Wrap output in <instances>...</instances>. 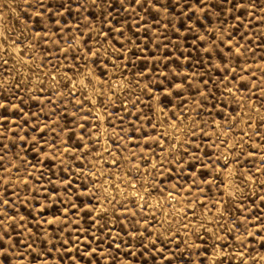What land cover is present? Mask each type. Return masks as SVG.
I'll list each match as a JSON object with an SVG mask.
<instances>
[{
	"label": "rangeland",
	"instance_id": "1",
	"mask_svg": "<svg viewBox=\"0 0 264 264\" xmlns=\"http://www.w3.org/2000/svg\"><path fill=\"white\" fill-rule=\"evenodd\" d=\"M0 102L4 264H264V0H0Z\"/></svg>",
	"mask_w": 264,
	"mask_h": 264
},
{
	"label": "snow or ice",
	"instance_id": "2",
	"mask_svg": "<svg viewBox=\"0 0 264 264\" xmlns=\"http://www.w3.org/2000/svg\"><path fill=\"white\" fill-rule=\"evenodd\" d=\"M93 3H95V0H93ZM136 3H141V0H136ZM3 107H4L3 103L0 102V108H3ZM0 126H2V124H0ZM2 159H3V157L0 156V160H2ZM2 223H3V221L0 220V224H2ZM4 235H6V233L0 234V264H4L5 257H8V255H7L8 249H7V246L3 242Z\"/></svg>",
	"mask_w": 264,
	"mask_h": 264
}]
</instances>
